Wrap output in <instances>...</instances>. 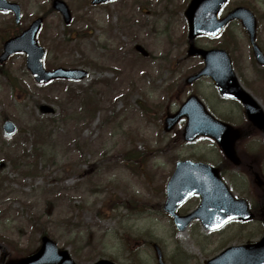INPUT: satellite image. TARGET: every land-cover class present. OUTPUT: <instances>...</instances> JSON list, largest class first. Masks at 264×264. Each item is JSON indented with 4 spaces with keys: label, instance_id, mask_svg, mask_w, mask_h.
I'll use <instances>...</instances> for the list:
<instances>
[{
    "label": "rangeland",
    "instance_id": "1",
    "mask_svg": "<svg viewBox=\"0 0 264 264\" xmlns=\"http://www.w3.org/2000/svg\"><path fill=\"white\" fill-rule=\"evenodd\" d=\"M13 1L23 7V26L50 8L48 0ZM70 1L75 14L70 28L55 13L47 20L41 36L47 49L45 65L48 69L84 67L90 73L87 79L39 85L27 71L23 56L13 57L0 68V148L4 147L0 161L7 163L0 172V182L6 180L0 193V264L4 255L8 260L14 256L12 244L29 250L45 232L60 248L74 249L90 263L109 257L128 264L126 251L143 242L145 233L176 242L183 252L196 257V264H204L229 243L257 239L262 233L258 224L245 228L243 240L231 239L228 233L201 235L202 230L194 226L178 235L170 219L152 208L164 201L163 190L177 161L202 157L220 161L214 142L201 138L192 145L180 144L176 134L182 127L168 133L164 118L174 114L192 90L204 98L210 111L230 113L234 116L227 118L232 120L240 112L220 103L207 80L201 82L202 90L194 85L180 93L179 85L200 66L198 59L186 56L188 27L182 7L187 0L171 4L120 0L99 9ZM237 4L250 5L260 17L257 37L264 51V0H231L227 9ZM11 20L0 16V30L10 28ZM229 36L236 43H229ZM197 44L227 47L241 83L264 108V86H260L264 67L254 62L239 23L225 36ZM136 45L150 56L136 53ZM87 97L98 107L94 116L83 106ZM43 104L52 106L55 113L42 115ZM4 119L17 126L10 138L2 129ZM39 124L47 132L42 139L34 134ZM258 141L264 156V136ZM25 146L31 151L28 155ZM13 158L16 164H40L39 176L24 177L13 171ZM237 185L246 193L250 190L247 181Z\"/></svg>",
    "mask_w": 264,
    "mask_h": 264
},
{
    "label": "water",
    "instance_id": "2",
    "mask_svg": "<svg viewBox=\"0 0 264 264\" xmlns=\"http://www.w3.org/2000/svg\"><path fill=\"white\" fill-rule=\"evenodd\" d=\"M100 2H95V4ZM226 2L227 0H193L186 13L189 18L191 42L199 34L216 37L230 21L233 19H242L250 32L251 42L254 46L257 59L259 62L264 63V58L255 45L256 21L254 16L247 9L239 8L232 12L226 19L220 21L218 20V13ZM6 4L5 0H0V8L7 9L12 6L8 4L7 6ZM55 7L68 12L66 6L63 4ZM38 29L39 21L35 22L32 28L23 36L8 41L5 44V52L0 57V62H5L11 55L17 52H24L27 55L28 68L40 83H45L52 79H70L77 81L83 79L87 74L77 70L57 69L52 73L44 70V51L39 47L36 39ZM188 53L190 56H202L205 60V68L187 81L191 83L201 77H209L219 89L222 96L235 98L242 102L248 118L264 132V112L255 99L240 86L233 72L228 55L221 50L204 51L196 49L193 43H191ZM41 112L47 114L52 113L53 110L48 106H42ZM183 116H187L189 120L185 134V138L188 141H193L200 135L212 136L222 147L224 154L235 161L233 139L238 136L237 132L209 116L204 106L196 97L190 98L176 116L167 119V129L170 130ZM4 128L9 135L15 132V127L11 122H7ZM178 164L177 172L168 187V203L165 207L168 213L175 216V208L177 205L190 195L201 191L199 193L203 198L200 208L201 211L211 209L215 214V216L206 217L210 221L207 223L208 225L212 223H224L225 221L231 220L229 217L240 220L251 219L247 213L245 214L240 209L242 207L247 212L246 204L244 202L234 201L227 192V188L221 182L217 170L202 163L186 161ZM1 167L2 165H0ZM202 186L203 190H199ZM193 217H189V222ZM198 217H201L203 222L206 223L207 219L205 217L200 215ZM11 264H73V262L66 251H59L53 241L44 237L43 247L39 253ZM94 264L114 263L107 260H100ZM210 264H264V238L261 242L254 245L228 249L220 257L211 261Z\"/></svg>",
    "mask_w": 264,
    "mask_h": 264
},
{
    "label": "flooded vegetation",
    "instance_id": "3",
    "mask_svg": "<svg viewBox=\"0 0 264 264\" xmlns=\"http://www.w3.org/2000/svg\"><path fill=\"white\" fill-rule=\"evenodd\" d=\"M53 1L54 0H49V3L52 5ZM64 1L67 2V4L69 5V7L72 11L71 1L70 0H64ZM74 1H77L79 3L82 1V4L88 3L89 5H92V2H93V0H74ZM166 1L167 0H165V2ZM108 5H110V3L96 6V7H94V9L107 7ZM21 8H22V6H21ZM233 8H235V7H233ZM233 8H230L229 10H227L225 12V15H223V16H226L229 12H231L233 10ZM41 14L43 15L42 17L44 18V24H43L42 31H41V34H42L44 31H46L47 20L49 19V15L54 14V12L53 11L50 12V9H47L45 11H42ZM55 14L58 15L57 12H55ZM74 15L75 14H73V16ZM0 16H9V17L13 18L14 13L13 12H6V13L0 12ZM263 16H264V14H263ZM14 19H15V17H14ZM74 19H75V17H74ZM235 22H237V21H235ZM235 22H233V23H235ZM238 23H240V22H238ZM231 27H232V25H231ZM223 101H224V103H228L229 105L233 106L234 108L236 107L240 111L239 113H237V115H238L237 119L232 120V119L228 118L227 120H224V119L222 120L224 122L230 123L235 128L240 129L241 133L243 134V138L236 142L237 148H239L240 145L243 146V141L245 140V136L250 137V135H252V134H254V137L260 136L259 131L254 129L252 124L246 119V115L244 113V108L238 101L230 100V99H228V100L223 99ZM213 115H214V113H213ZM227 115H229V117L234 116V115H230V113H228ZM214 116L218 118V115H214ZM229 120H230V122H229ZM225 162L226 161H223V164L221 166V172H223V174L225 172L226 175L228 176L231 173V170L229 169L230 164H225ZM254 165L253 164H247L246 167L250 170H252V169L254 170ZM217 167H219V166H217ZM252 173L253 172H251L250 175ZM244 196L249 199L250 208L253 211V213L256 215V218L259 220V218L262 216L263 208L258 207V206L253 207L251 204V202H257L258 192L254 189V187H252V189L247 194H245ZM250 196H251V199H250ZM189 202L186 203L185 205H183L182 207H180V209L178 210L179 215L189 214L190 212L194 211L200 204L199 203L198 206H196V204H195V207L193 208L194 204L189 203ZM241 226H244L243 223H235L234 224V227H237V228H241ZM40 246L41 245L39 244L35 248V250L38 251ZM156 246H158V245L155 242H147L145 244H141V243L136 244L132 250L133 253H132L131 260H133L135 264H155V263L159 264ZM174 246H175V244H165V247L161 250L163 260L166 264H175V262H177V254H180V249L174 248ZM137 247H140V248L137 249Z\"/></svg>",
    "mask_w": 264,
    "mask_h": 264
},
{
    "label": "snow or ice",
    "instance_id": "4",
    "mask_svg": "<svg viewBox=\"0 0 264 264\" xmlns=\"http://www.w3.org/2000/svg\"><path fill=\"white\" fill-rule=\"evenodd\" d=\"M229 219H232V217H229Z\"/></svg>",
    "mask_w": 264,
    "mask_h": 264
},
{
    "label": "trees",
    "instance_id": "5",
    "mask_svg": "<svg viewBox=\"0 0 264 264\" xmlns=\"http://www.w3.org/2000/svg\"><path fill=\"white\" fill-rule=\"evenodd\" d=\"M39 131L41 130V128L38 129Z\"/></svg>",
    "mask_w": 264,
    "mask_h": 264
}]
</instances>
